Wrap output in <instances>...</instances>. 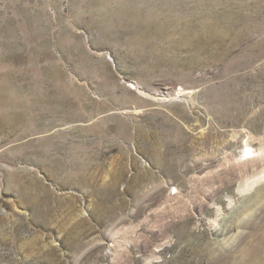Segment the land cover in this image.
Segmentation results:
<instances>
[{
  "label": "rangeland",
  "instance_id": "1",
  "mask_svg": "<svg viewBox=\"0 0 264 264\" xmlns=\"http://www.w3.org/2000/svg\"><path fill=\"white\" fill-rule=\"evenodd\" d=\"M263 150L264 0H0V264H264Z\"/></svg>",
  "mask_w": 264,
  "mask_h": 264
},
{
  "label": "bare ground",
  "instance_id": "2",
  "mask_svg": "<svg viewBox=\"0 0 264 264\" xmlns=\"http://www.w3.org/2000/svg\"><path fill=\"white\" fill-rule=\"evenodd\" d=\"M249 151L250 150L246 149L245 153L248 155ZM257 153H258V150H257ZM246 154H245V157L248 158L249 155L247 157ZM258 158H259V162H262V165L260 164L261 166L256 165L255 159L247 160L244 158L245 160H243V161L238 160L237 163H234L235 171H236V173H239V176H240L238 179V187H237L238 193L241 194L244 192H248L252 188L257 187V186H255L257 184H263L264 185V150L259 154ZM146 258H147V256H146Z\"/></svg>",
  "mask_w": 264,
  "mask_h": 264
},
{
  "label": "snow or ice",
  "instance_id": "3",
  "mask_svg": "<svg viewBox=\"0 0 264 264\" xmlns=\"http://www.w3.org/2000/svg\"><path fill=\"white\" fill-rule=\"evenodd\" d=\"M248 155H251V152L249 151Z\"/></svg>",
  "mask_w": 264,
  "mask_h": 264
}]
</instances>
